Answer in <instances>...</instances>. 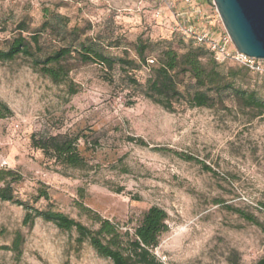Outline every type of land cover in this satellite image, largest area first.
<instances>
[{
  "label": "rangeland",
  "instance_id": "obj_1",
  "mask_svg": "<svg viewBox=\"0 0 264 264\" xmlns=\"http://www.w3.org/2000/svg\"><path fill=\"white\" fill-rule=\"evenodd\" d=\"M172 1L170 12L161 0H0V50L18 35L28 41L39 35L45 52L58 50L64 43L41 31L52 15L67 18L69 28H79L107 56L137 63L139 38L183 52L187 41L176 29L182 13L200 29L225 32L212 0L196 5L202 16L184 0ZM65 66L66 82L55 85L28 58L0 63V171L18 178V199L92 229L97 226L89 216L96 214L132 235L158 206L169 216L170 230L153 250L164 264H255L264 257V114L243 108L229 93L211 108L182 102L168 112L131 81L145 84L147 69L117 65L110 71L76 57ZM240 67L229 62L225 71ZM180 78L186 88L192 83ZM233 86L264 102L263 75L240 73ZM48 136L76 138L87 167L64 168L47 159L32 139ZM41 190L49 201L38 198ZM25 215L24 208L0 200V264H112L88 242L78 244L75 230L41 218L30 228ZM18 234L21 254L12 250Z\"/></svg>",
  "mask_w": 264,
  "mask_h": 264
},
{
  "label": "trees",
  "instance_id": "obj_2",
  "mask_svg": "<svg viewBox=\"0 0 264 264\" xmlns=\"http://www.w3.org/2000/svg\"><path fill=\"white\" fill-rule=\"evenodd\" d=\"M19 29L26 31L24 24L19 26ZM41 31L52 34L64 45L58 50L47 53L39 35H32L30 41L18 35L11 40L7 49L0 50V63L13 62L19 57L28 58L32 61L34 68L55 85L66 82L69 70L65 62L73 57L78 58L82 64L95 63L110 71L117 65L130 71L147 69L150 75L145 84L141 85L135 79L131 81L141 87L147 99L168 112H174L175 105L182 102L195 108H211L214 107L218 97L229 93L243 108L264 114V102L255 92L236 90L233 86V81L240 76V73L249 72L263 76L264 74L253 72L243 66L236 69L230 68L226 72L225 66L229 62L220 63L216 55L207 47L197 45L195 40L182 33L180 35L187 42H182L181 54L165 46L163 42L153 43L139 38L135 48L137 63L133 60L114 59L107 56L98 42L86 36L82 38L84 33L80 32L79 28H69L67 18L61 15H52L43 23ZM154 53L158 56L156 61L149 59ZM181 76H188L191 79L192 83L187 88ZM76 93V90L71 92L72 95ZM132 141L146 146L143 140L132 139ZM77 142L76 138L61 136L32 139L33 147L41 151L47 159L53 160L56 165L82 170L87 167V162L81 155ZM179 157L187 162L194 161L191 156L180 155ZM204 169L211 171L207 166H204ZM8 179L11 180L8 181ZM17 181L18 178L13 172L0 171V183H2L0 200L24 208L26 211L24 226L31 228L35 221L41 218L53 223L62 231L75 230L78 235V244L88 242L100 257L110 260L112 264H164L153 253V250L159 246L160 237L170 230L169 216L164 209L158 206L148 209L133 235L128 231L124 232L118 224L96 214L89 216L97 226L96 229H92L63 213L51 209L40 210L28 202L21 201L15 195L13 187V183ZM119 191L121 193L122 190ZM38 198L49 201L47 192L43 190L40 191ZM240 214L248 222L258 224L254 217L241 212ZM21 246L22 236L18 234L12 250L21 254ZM255 264H264V257Z\"/></svg>",
  "mask_w": 264,
  "mask_h": 264
},
{
  "label": "water",
  "instance_id": "obj_3",
  "mask_svg": "<svg viewBox=\"0 0 264 264\" xmlns=\"http://www.w3.org/2000/svg\"><path fill=\"white\" fill-rule=\"evenodd\" d=\"M235 50L264 62V0H212Z\"/></svg>",
  "mask_w": 264,
  "mask_h": 264
},
{
  "label": "built area",
  "instance_id": "obj_4",
  "mask_svg": "<svg viewBox=\"0 0 264 264\" xmlns=\"http://www.w3.org/2000/svg\"><path fill=\"white\" fill-rule=\"evenodd\" d=\"M165 4L168 11L172 12L176 9V2L172 0H161ZM189 7H194L192 12L194 15L202 16L203 11L197 6H192V0H184ZM186 14L182 13L176 16V29L184 36L195 40L197 45L207 47L217 57L220 63L232 62L240 66L250 69L253 72L264 74L263 61H258L239 54L226 33H215L212 29H200L194 24H190L186 19ZM152 63V62H151Z\"/></svg>",
  "mask_w": 264,
  "mask_h": 264
},
{
  "label": "crops",
  "instance_id": "obj_5",
  "mask_svg": "<svg viewBox=\"0 0 264 264\" xmlns=\"http://www.w3.org/2000/svg\"><path fill=\"white\" fill-rule=\"evenodd\" d=\"M202 1H204V0H192L194 6L198 5ZM206 2L208 3V0H206Z\"/></svg>",
  "mask_w": 264,
  "mask_h": 264
}]
</instances>
